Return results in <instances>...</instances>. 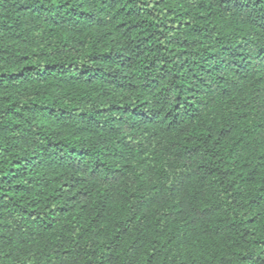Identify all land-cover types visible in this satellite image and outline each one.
<instances>
[{
    "label": "trees",
    "instance_id": "16d2710c",
    "mask_svg": "<svg viewBox=\"0 0 264 264\" xmlns=\"http://www.w3.org/2000/svg\"><path fill=\"white\" fill-rule=\"evenodd\" d=\"M0 264H264V0H0Z\"/></svg>",
    "mask_w": 264,
    "mask_h": 264
}]
</instances>
